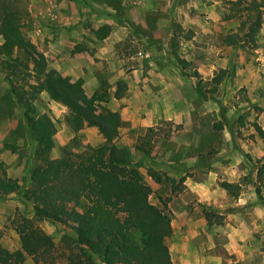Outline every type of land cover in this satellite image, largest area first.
Wrapping results in <instances>:
<instances>
[{
    "label": "rangeland",
    "instance_id": "374dc122",
    "mask_svg": "<svg viewBox=\"0 0 264 264\" xmlns=\"http://www.w3.org/2000/svg\"><path fill=\"white\" fill-rule=\"evenodd\" d=\"M227 7L225 0H0V19L16 12L21 32L44 54L47 69L80 78L97 113L118 111L114 141L127 147L151 187L149 199L158 205L165 200L170 222L181 227L165 238L172 264L180 263L181 250L191 251L192 239L170 207L189 218L208 215L195 238L201 264H264V177H257L264 137L255 128L264 131V22L255 40L247 41V26L239 28L242 18H226ZM233 31L239 40L227 44L224 38ZM15 54L19 60L12 66L0 53V161L9 176H23L22 186H29L27 171L41 160L10 87L27 88L35 78L29 57ZM220 69L221 81L214 84ZM33 106L34 115L46 113L55 124L50 157L102 142L95 126L72 130L64 119L67 108L45 91ZM148 168L160 173V182ZM222 181L234 183L235 193ZM17 213L31 216L32 203L19 192L0 197V244L8 249L20 246L12 221ZM39 225L64 251L60 237L70 227L48 220ZM223 234L238 240L237 250L221 242ZM17 264L35 263L25 256Z\"/></svg>",
    "mask_w": 264,
    "mask_h": 264
},
{
    "label": "trees",
    "instance_id": "16d2710c",
    "mask_svg": "<svg viewBox=\"0 0 264 264\" xmlns=\"http://www.w3.org/2000/svg\"><path fill=\"white\" fill-rule=\"evenodd\" d=\"M225 1L228 7L224 16L242 18L239 28L247 26L244 36L253 42L257 28L264 22V0ZM0 35V53L11 58L10 65L19 60L17 51L25 53L32 62L34 82H27V88L11 83L10 90L34 134L35 152L41 160L27 171L29 186H22L25 177L9 176L0 161V197L19 192L32 203L31 216L17 213L13 217L20 246L8 249L0 244V264H17L25 256L35 264H53L61 258L66 264H170L165 243L172 233L167 203L161 200L158 205L149 199L151 187L131 163L127 147L114 141L120 126L118 111L105 108L104 114L97 113L81 89L80 78L72 80L47 69L44 54L23 35L14 10L2 15ZM237 36V31L229 32L224 40L233 44L239 40ZM18 64L27 66L20 61ZM223 71L220 69L213 76L214 84L221 81ZM40 91L67 108L64 119L72 130L95 126L102 142L78 152L65 150L61 156L50 157L55 124L46 113L33 114V99ZM255 128L264 137L263 129L256 124ZM137 148L149 153L141 143ZM147 173L155 182L161 181L158 171L148 168ZM257 177L263 179L264 163L258 166ZM221 186L234 192V183L222 181ZM71 216L75 217V223H68ZM40 220L70 227L71 233L64 231L60 237L64 251L41 228ZM206 220L209 222L208 215Z\"/></svg>",
    "mask_w": 264,
    "mask_h": 264
},
{
    "label": "crops",
    "instance_id": "0c3cea01",
    "mask_svg": "<svg viewBox=\"0 0 264 264\" xmlns=\"http://www.w3.org/2000/svg\"><path fill=\"white\" fill-rule=\"evenodd\" d=\"M206 192L209 193V195H210L209 196V199H210L212 196H211V192L209 191L208 188L205 189V193ZM207 203H209V201ZM170 208H171V212L173 213V215H174L175 218L176 217L178 218L179 216H181L180 217V220H181V223L180 224L182 226H185L186 227V231H185V237H186V239L189 240V237H191V239H192V242L190 241L191 245L190 246L188 245V248L190 247L191 248V251L181 250L183 252L180 254L181 255V257L179 258V262L180 263L179 262L178 263L179 264H201L202 261H203L201 259V257L202 258H204V257L202 256L201 253H200V256L198 257L199 252L197 253L196 250H195V244H197V241H196L195 238H196V234H198V232H199L198 229H199L200 226H203V229L205 228L204 226L207 227V220L205 219L204 216L198 217V218H195V217H190L189 218L188 217L189 214L188 215H186L185 213H184L185 215H183V213H178L177 214V211L175 209H173L172 207H170ZM175 218H172V219H175ZM170 223H171V226H172V233L173 234H176L178 232V229L177 228H179L180 225L177 224V223H176V225H174L172 220H171ZM223 235L224 236H223V239H222L221 242L225 245V243L227 241H229V243L232 246V248L234 250H237L238 249V245H239L238 240H235L234 237L231 234H229V235L223 234ZM187 254H188V257L192 258V260H189V261L186 262ZM236 255H237V257L240 256L239 253H237V252H236ZM171 260H172V258H171ZM233 262H235V261H233ZM170 264H172V261H171Z\"/></svg>",
    "mask_w": 264,
    "mask_h": 264
}]
</instances>
